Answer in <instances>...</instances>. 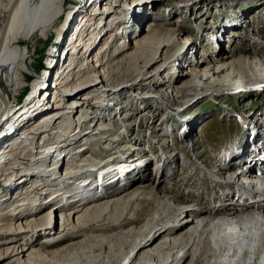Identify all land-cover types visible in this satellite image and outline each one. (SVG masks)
I'll list each match as a JSON object with an SVG mask.
<instances>
[{
  "label": "bare ground",
  "instance_id": "1",
  "mask_svg": "<svg viewBox=\"0 0 264 264\" xmlns=\"http://www.w3.org/2000/svg\"><path fill=\"white\" fill-rule=\"evenodd\" d=\"M76 1L80 6L76 17H72L75 22L67 33L68 37L63 38L64 49L69 46L64 56V67L56 71L55 79L51 78L48 83L42 74L40 80L33 85L28 101L23 104L25 107L9 115L17 103L16 95L23 88L27 60L31 57L29 48L34 45V40L56 24L61 15L62 0H0V181L7 182L5 192L0 195V264H264V176H245V180L227 176V180H231L236 188L229 186L216 189L217 197H224V202L230 204L236 197V206L229 204L212 212L216 202L213 197L198 201L195 194L187 192L185 196H178L174 193L178 182L176 178L179 176L175 177L171 185L162 187L164 179H174L172 172L165 176L161 169L157 176L150 169L147 177L144 167L153 156L149 157V152L140 148L139 143L134 146L127 140L117 138L115 131L109 130L102 121L100 124H93L96 128L92 132H78L76 129L85 123L89 128L94 121L90 119L97 118V115L84 117L77 114L71 117L73 113L69 109L72 106L65 107L75 99V94L79 91H84L81 93L84 94L96 90L95 93L101 95L104 89L108 90L106 96H111L110 89L113 94L127 88L130 92L133 89L135 95L144 99L153 97L154 99L149 100H155L159 104L160 100V105H165L166 108L170 105L164 101L166 99L163 95L170 93L168 88L174 92L182 89L191 91L193 98L210 91L211 94L224 95L242 90L244 85L248 90L254 85L253 90L263 92L264 47L258 48L262 52L251 51L249 47L238 50L237 54L232 51L231 56H224L223 62L215 66L211 65L210 57L204 59L203 63L192 66L187 64L192 58H189L188 53H179L171 58V51L179 41L178 29L151 24L155 19H151L148 7L144 13V17L149 19L144 28H148L139 36L136 37L135 33L127 30L123 33L124 26L114 28L117 25L114 24L116 16L124 15L117 11L123 9L126 3L137 9L142 5V0H130V3L127 0H113L111 7L108 6V0ZM258 2L260 6L264 5V0ZM96 3L101 6L95 7ZM87 7L89 12H84ZM103 12L108 14L104 23ZM131 12L132 15H129ZM125 14L129 18L140 15L133 9ZM59 32L61 31L57 30L58 34ZM206 35L210 40L218 39L216 34ZM103 36L106 39L93 50L96 42ZM181 41L183 44L187 43V48L191 45L188 37H183ZM24 50H28L27 53H23ZM98 50L101 52L96 55ZM179 58L181 64L176 65L178 68L174 67L178 69L175 78L176 83L185 78L183 84H166L170 80L156 83L159 71L171 69L172 63L169 60L178 61ZM155 63L156 66L147 70ZM184 66L188 67L187 71L180 70ZM111 82L116 83L115 86ZM162 84L167 88L160 86ZM146 88L155 90L143 94L142 91ZM9 89L14 95L7 100L5 97H9ZM49 95L53 103L52 111L33 122L34 116L41 112L39 107H45ZM100 101L103 98L93 103ZM89 109L85 108V113ZM21 110L22 113L19 114ZM147 111L152 115L149 109L144 110ZM120 112L123 115L125 113L122 110ZM251 119L254 120V125L244 135L246 140L240 145L243 151L239 148L233 154L242 166L264 162V125H257L264 118ZM188 122H184L185 125L179 128L181 130L178 137L190 132L192 122ZM25 123H31L29 128ZM154 127L161 128L162 125ZM24 128H28L23 135L28 137L29 144L21 147L13 144L14 148L1 151L12 141L13 135ZM149 134L152 137L151 131ZM163 135L153 139L157 140L155 143L161 150V145L169 142ZM97 142H110L109 147H102L105 153L112 150L106 162H96L97 154L92 158L87 151L88 144L91 143L92 146ZM75 143L78 146L69 151L70 146ZM154 147L156 146H150ZM123 150L130 153V158L127 157L124 161L114 156L115 151L122 153ZM229 150L226 149L223 152L225 155L219 156L217 165L213 162V165H206L200 160L207 170L201 168L203 166L198 167L195 185L181 183L180 186L189 190L197 187L198 180L208 185L210 174H215L212 179L216 183L223 182L227 170L220 169L219 163L226 159ZM45 152L50 153L45 155ZM23 155L27 157L23 158ZM63 155L64 159L70 161L69 166L73 171L70 177L60 178L65 181L62 184L63 190L57 188L52 191L44 182L34 181L32 174L31 177L27 176L32 171L41 173L42 176L51 175ZM175 157H169L172 161L168 166L170 170ZM166 158L168 155L163 150L159 161L164 163ZM25 159L32 162V170L29 166L23 167L29 162H24ZM135 167L140 171L130 173L126 176L127 180L121 179L120 175L126 172V168L132 170ZM93 169L99 173L96 174V184L87 179L81 181V176L75 177L83 171ZM66 171L67 169L63 170L59 177H64ZM261 172L264 173V168H261ZM21 178L30 181L24 190L19 187L20 182H23L19 180ZM73 180L77 181L79 189L68 186V181ZM134 180L129 187L120 185L125 181L130 184ZM112 184L119 187L107 192L108 186ZM124 187L126 188L122 189ZM120 189L122 190L119 191ZM251 194L257 195L258 199L252 201ZM194 206H199L203 212H195ZM148 207L150 211L147 209L148 213L138 219L137 214ZM222 212L226 214L218 216ZM38 241L42 243L35 245Z\"/></svg>",
  "mask_w": 264,
  "mask_h": 264
},
{
  "label": "rangeland",
  "instance_id": "2",
  "mask_svg": "<svg viewBox=\"0 0 264 264\" xmlns=\"http://www.w3.org/2000/svg\"><path fill=\"white\" fill-rule=\"evenodd\" d=\"M108 1H109L108 6L109 7L113 6L114 4L113 0H108ZM127 1L130 3V0H127ZM76 2H77L76 0H62L61 15L59 16L56 24L52 27L50 31L45 32L46 35L43 34L41 37L34 40L33 42L34 45L29 48L31 50L29 51L27 50L31 57L27 60L28 68L25 73V78L22 82L23 88L20 89V94L16 95V97L18 98L17 103H15L14 109L12 110V112H10L9 115L14 114L16 110L25 107V105L23 104H25L28 101L27 99L30 97L28 95H30L33 85L36 84V81L40 80V76L42 74H44L45 76V82L48 83L51 78L55 79L54 77L55 72L62 70V68L64 67L62 66L66 62V59H64V56H66L65 55L67 53L66 50H68L67 47L69 46H67L66 49H64L65 45H64L63 38L68 37L67 33L69 32V29L72 28L71 25H73V23L75 22L73 20L74 18L72 17L74 16L76 17V14L78 12V7L80 6ZM128 5L126 3L123 9H120L119 11H117V13L122 12L124 13V15L116 16L115 18L116 20L114 21V24H117V25H115L114 28L118 26L119 27L124 26L122 29L123 33L124 31L127 30L130 33L131 32L133 34L135 33L134 36L135 35L136 37L139 36L140 34H142L143 30L146 29L144 27L146 26V22L149 20L144 17V13L147 10L146 7H148L152 15L151 19H155L156 25L158 24L162 27H170L173 29H178L177 36L179 37L177 38H179V41H178V44L174 46V49L171 51V54H172L171 58H174L179 53L181 54L188 53L189 58L190 57L193 58V55L195 59H199V57H201L199 54H196V52H192V50H194L195 48V43H196L195 40L191 38L192 36L188 34V28L192 26L194 30H191V32L193 33L195 37H197L198 41L202 40V44L205 46L212 44V41H211L212 39L211 40L208 39L209 37L206 38L208 35L205 36V34H210V33L215 34V33H218L219 31L220 32L218 34H221V33H227L230 30L229 32V35H231L230 42L233 44L236 41V44L233 45V49H232V51L235 52V54H237L238 50H242L244 48L248 49V47L251 48V51H254V49L251 47L252 45L254 46L256 45V47L258 48L264 47V5L260 6V2H258V0H163V2H161L160 0H142V5L138 7L137 9L133 8L132 4H128ZM94 6L98 8L101 5L99 3H96L94 4ZM130 9L131 10L133 9L137 13L139 12L140 15L137 14L136 17L129 18L128 16H126L127 14L125 13L128 12V10ZM84 12H89L88 7L85 9ZM129 15H132V12L131 14L129 13ZM98 16L99 15H97V17ZM107 16L108 14L103 12V23L104 21L108 19ZM178 19L183 21L181 23V27H175L174 25V23H176ZM83 20L85 19L83 18ZM188 21H190V23H188ZM235 21L237 22L235 23ZM247 22H251L252 24L249 25V23ZM138 24L140 25L137 27ZM1 27H2V24H1V19H0V30H1ZM221 28L223 29L222 31H221ZM4 30L5 29L3 28V31ZM57 30L61 32H59L58 34ZM235 30L237 32H235ZM117 35L119 36L120 33ZM258 35L261 36L260 38L263 37L262 41H260L259 44H257V40H256V37L258 39ZM183 37H188V39L190 40L191 45L189 46V48H187L188 46H186L187 43L183 44V42L181 41ZM231 37H235V39L233 40L231 39ZM105 39H106V36L101 37L98 40V42H96L95 46L93 47V50L100 43H102ZM126 43L128 44V42ZM217 44L219 45L218 41L216 42V46ZM27 51L24 50L23 53L24 52L27 53ZM100 52L101 50H98L95 54L99 55ZM107 53L108 52H106V54ZM224 54H225L224 56H227V55L231 56V54H228V53H224ZM219 58L220 57L214 58L210 56L211 65L215 66L217 63H222L224 59H221L219 61ZM169 61H171L172 63L171 69L167 71L165 70L159 71L156 77V81H157L156 83H160L164 80L165 81L170 80L171 83L168 82L166 84H174L173 86H177L176 84H183V81L185 80V78L181 82L176 83L177 80L175 76H177L176 72L178 71V69L176 68L174 69V67H177L176 65L180 66L181 58H179L178 61H175V60H169ZM156 64L157 63L149 66L147 70H151L154 66H156ZM180 70L187 71L188 68L184 66V68ZM9 76L11 75L9 74ZM117 78H120V77H117ZM114 82H111L110 84L112 86H115L116 83L114 84ZM160 86H163V88H167L165 84H162ZM244 87H247V86L246 85L243 86L244 90L240 89L237 91H233L231 93H226V94L224 93V95L218 94V96H214L213 94L210 93L211 92L210 91V92L205 93L206 95L199 96V97L196 96L195 98H193V96L190 95L191 91L182 89V90H178L177 92H174L171 88H168L167 90H169V92L172 94L167 93L168 97L163 95V97H165L166 99V100L164 99L163 100L165 102L166 101L168 102L167 104L170 105L169 108H166L165 105L161 106L160 100H159L160 104L156 102L155 100H153L154 102H152L149 99H154L153 97H147L144 99L143 97H140L139 95H135V91L133 89L130 92L128 88L123 91L121 90V92L119 93L114 91L115 92L114 94H113V90L110 89L111 96H106L105 93L108 91L107 89L102 90L103 94L101 95H97L95 93L96 90L90 91L88 93H84L85 95L81 94L84 91L77 92L78 91L77 90L76 91L77 93L75 94V99L70 101V103H68L65 107L67 108V107L72 106V108L69 109V111L73 113L71 117H74V115H77V114L79 116L81 115L84 117L97 115V118L94 117L90 119L94 121L93 123H91L89 128L88 126L85 125L86 124L85 123L83 126L80 125V127L76 129L77 131L86 130L87 132H92L94 128H96V126H93L95 122L97 124L104 122L109 128V130L111 129V131H115V135L118 136L117 138H121L122 140H127L129 144H133L134 146H136V144L139 143L140 148L145 149L146 153L149 152V150H147L146 141L148 142L150 141L149 146L151 145L156 146L153 148L154 149L153 151H156L157 148H159V146H157L155 143V141L157 140H153V139L160 138V134H164L163 136H166V140L168 141L169 140L179 141L178 135L181 130L179 128L182 125L183 126L185 125L184 122L191 121L192 127H191L190 132L186 136H183L180 138L182 140L183 139L186 140L187 138H192L193 135L196 137L197 133L200 132L201 136L205 137V140L198 147V150L200 151L199 155L202 156L201 161L205 163L206 165L211 164L212 162L217 165L218 162L216 160L220 159L219 158L220 155L223 156L224 154L223 152L226 149L227 150L230 149L229 154L233 155L240 148V145H242L245 142L246 137L244 135H246L249 129H251V127L254 125V120L253 119L250 120V118H255V119L259 117L264 118V90L263 92L262 90H260L259 92L255 91L253 90L254 85L251 86L252 88H249V90ZM153 90L155 89L153 88ZM153 90L152 88H146L142 92L144 94L145 92H151ZM233 93H236V94L232 95ZM80 94L84 97L80 96ZM8 95L9 97L8 96L5 97L7 100L8 98L10 99L13 98L14 94L11 92L10 89L8 90ZM102 98H103V101L93 103V102H96L97 99L102 100ZM50 100H51V95L47 96L45 107H42V106L39 107L41 109V112L34 116L32 120L33 122L38 121L46 113H49L52 111L53 103ZM107 100H112V101H107ZM93 106L95 107L93 108ZM33 107L36 108L35 105ZM150 107H153V108L150 109ZM85 108L87 109L90 108L89 110H87V113H85L84 111ZM145 109L146 110L149 109V111L152 112V115L148 113V111L144 112ZM120 110L125 112L124 115L120 112ZM18 113L21 114L22 110L19 111ZM119 116L121 117L120 119H119ZM125 116L126 118H123ZM236 117H238V120L242 124V127L240 130L238 128V125L235 123ZM116 118H118V120ZM75 119H77V117ZM263 122L264 121H259L257 122V125L263 126L264 125ZM30 124L27 123L26 124L27 127L30 126ZM201 124L205 126L203 128V131L202 130L200 131ZM152 125L154 126L162 125V127L161 128L154 127V126L152 127ZM28 128H24L21 132H18L15 135H13L12 141L7 143L1 151L3 150L7 151L8 149L14 148L12 146L13 144H15L17 147L28 145L29 144L28 137L23 135V133ZM150 131H151L152 137L148 139L147 134H149ZM158 132H160L159 134H157L159 136L155 137V134ZM168 132H172V134L169 135ZM31 136H34V135H31ZM36 138H38V135ZM83 143L85 142L83 141ZM109 143L103 144V142H101L98 144L97 142L94 144L92 143L93 144L92 146L90 143L87 145V148H88L87 151L90 152V156L92 158L93 156L97 154L96 162L98 163L106 162V160L108 159L110 155L109 152H111L112 150H109L108 153H105L106 151H103V148L105 147V145L108 146ZM77 144L78 143H75L72 146H70L69 151L70 150L73 151L78 146ZM170 146L168 144L161 145V147L164 150V153L168 155V158L165 159L166 163L165 162H164L165 164L162 163L163 164L161 167L162 174L166 176L167 174L170 175V172H172L171 175L172 177L174 175V180L176 176H179L178 178H176L178 179L177 187H175L173 191L174 193L176 192L175 194L178 196L179 195L185 196L187 192L189 193V190L184 189L183 185L192 184V186H194L195 185L194 176L196 175V173L193 175L190 174V175L183 176L182 174L177 172L174 162H173V168H171L172 170L167 169L169 173L167 174L165 172L163 173V169L167 165V160H169L171 163L172 161H171V158L169 157L174 156L177 152L174 147L170 149L169 148ZM176 147L177 149L179 148L178 146ZM125 150H123L122 153L115 151L116 155L114 156H116L118 159H121L123 161L126 160V158L129 157L130 153ZM163 150H161V152H163ZM240 151H243V148H240ZM141 152H143V150ZM49 153L50 152H45V155H48ZM150 153L151 152H149V157H152L153 154L152 153L150 154ZM22 157L26 158L27 155H23ZM64 158L65 156L63 155V158L61 159V161L57 165H55V168H56L55 171L52 172V174L49 176L48 175L42 176L41 173H35L33 171L32 173L29 172L27 176L31 177V174H32L34 177L33 178L34 181L38 183L44 182V185H47V187H49V189H52V191H54L57 188L63 190L62 184L65 181L60 178L70 177L73 173L72 169L69 166L70 161H67ZM131 158H133L132 154H131ZM154 158L155 157L150 158L147 161V163H149ZM27 160L29 159H25L23 161L27 162ZM128 160L129 159H127V161ZM175 160H176V157H175ZM36 161H37V158H36ZM114 162L113 164H115ZM30 163L32 162L29 160V162L23 167L29 166L30 170H32ZM109 164L111 163L109 162ZM65 169H67V171L65 172L64 177L63 176L59 177L60 173ZM126 169H127L125 170L126 172L120 175L121 179L123 180L125 179L127 180L126 176H129V174H127L128 168ZM150 169L151 168H149V170ZM129 170L131 169L129 168ZM96 174H99L98 171L96 173V170L93 169L91 171H88V170L83 171L81 172V175H76L75 177L81 176L80 177L81 181L87 179L88 181L94 182L93 184H96L95 183V181H97ZM188 178H191V180H189ZM24 179L25 178L19 179L20 181L23 180V182H20L21 185H19V187L23 188V189L21 188L22 190H24V187H26V185L30 183V181L29 182L24 181ZM33 180H31V182ZM170 180L171 179L169 177H168V180L164 179V182L161 184V186L167 187L168 186L167 184L171 185V182L173 183V181H170ZM6 183L7 182L0 181V195L5 192ZM181 183H183L182 186H180ZM86 185L87 184H83V186H86ZM68 186H72L74 189H79V185L76 180L68 181ZM97 191L99 192V190ZM147 209L148 211H150V207L145 208L144 212H140L137 214V218L138 219L143 218V216H145L148 213ZM38 243L40 244L42 242L41 241L35 242V245H38Z\"/></svg>",
  "mask_w": 264,
  "mask_h": 264
}]
</instances>
